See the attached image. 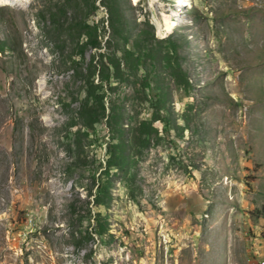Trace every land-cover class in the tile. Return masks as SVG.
I'll list each match as a JSON object with an SVG mask.
<instances>
[{
    "label": "rangeland",
    "instance_id": "rangeland-1",
    "mask_svg": "<svg viewBox=\"0 0 264 264\" xmlns=\"http://www.w3.org/2000/svg\"><path fill=\"white\" fill-rule=\"evenodd\" d=\"M5 1L0 264H264V0ZM89 68L113 129L84 126Z\"/></svg>",
    "mask_w": 264,
    "mask_h": 264
},
{
    "label": "trees",
    "instance_id": "trees-1",
    "mask_svg": "<svg viewBox=\"0 0 264 264\" xmlns=\"http://www.w3.org/2000/svg\"><path fill=\"white\" fill-rule=\"evenodd\" d=\"M103 3V2H102ZM104 4V3H103ZM111 28L113 30V33L110 35V38L108 39L107 43H111L113 40L114 41H119L116 37L115 34V23L113 21V17L111 20H109ZM80 27V35L85 34L87 37L86 43L82 44V49L89 47L90 45L93 46V48L98 52L100 51L103 47L102 42L99 40V34H98V28L91 26L88 24L87 21H83L79 25ZM125 45V44H124ZM125 50V49H124ZM5 52V47H0V53ZM128 52V51H126ZM101 60L104 56L99 53ZM131 54V53H130ZM139 61L141 59H138ZM95 61V60H94ZM100 62H103L101 60ZM170 62V61H169ZM93 63V62H92ZM91 63V64H92ZM114 64V63H113ZM115 70H116V75L119 74V72L123 71L121 69L120 64H114ZM96 68V67H95ZM109 72L110 69H108V75L107 77L103 74L101 77V84L100 85H95L94 81H92V78L95 74L92 68L88 69V73L86 74L87 80L86 82L88 83L87 89V95L86 99L84 100L82 106H81V114L85 117L84 120V126L89 127V126H94L95 124L100 123L104 118H106V123L107 125L113 129L115 125L118 124V115L116 113V110L113 106L112 108V114L108 115L106 117V107H105V94H101L99 92L100 89L103 88L105 82H110L109 81ZM174 76L177 79V81L181 84L184 80V74L181 71L180 67L174 68ZM150 103L153 106V108L157 109L158 105L161 103L159 99L155 102L150 99ZM114 105V104H113ZM157 113H155V116L153 119H151L150 123H147L146 121L141 123L140 127L138 128V131L140 132V135L145 133L146 136V141L149 140L150 138V132L148 131L149 127L151 124H153L154 121H158L160 119L159 116H157L159 109L156 110ZM151 127V126H150ZM117 131H114V138L112 139V143L109 146V159H108V168L105 169L104 175H110L113 169H118L120 171L124 170L123 168V161L125 160V154L123 153V147H122V141L118 135H116ZM137 139L139 138L136 137ZM115 140H119V144L114 143ZM139 140V139H138ZM122 142V143H121ZM112 188L110 183L103 181L98 185V196L95 197V204L97 206H103V207H109L111 205L112 201ZM101 230L99 231L100 234H104V232L107 230L103 225H100Z\"/></svg>",
    "mask_w": 264,
    "mask_h": 264
},
{
    "label": "bare ground",
    "instance_id": "bare-ground-1",
    "mask_svg": "<svg viewBox=\"0 0 264 264\" xmlns=\"http://www.w3.org/2000/svg\"><path fill=\"white\" fill-rule=\"evenodd\" d=\"M0 4H6V1L5 0H0ZM187 7H191L190 3H187L186 0H181L180 3H179V8L182 9L181 12L185 11L183 9L187 8ZM188 9V8H187Z\"/></svg>",
    "mask_w": 264,
    "mask_h": 264
}]
</instances>
